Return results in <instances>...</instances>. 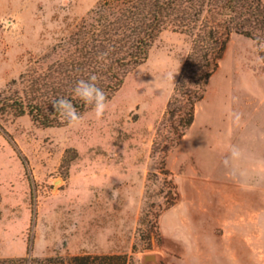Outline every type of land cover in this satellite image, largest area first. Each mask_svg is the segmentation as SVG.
<instances>
[{
    "label": "rangeland",
    "instance_id": "374dc122",
    "mask_svg": "<svg viewBox=\"0 0 264 264\" xmlns=\"http://www.w3.org/2000/svg\"><path fill=\"white\" fill-rule=\"evenodd\" d=\"M100 2L0 0V91ZM189 52L164 32L102 120L91 109L78 127L0 122V259L264 264V64L233 36L193 125L166 151L159 134ZM233 146L240 156L225 167Z\"/></svg>",
    "mask_w": 264,
    "mask_h": 264
},
{
    "label": "trees",
    "instance_id": "16d2710c",
    "mask_svg": "<svg viewBox=\"0 0 264 264\" xmlns=\"http://www.w3.org/2000/svg\"><path fill=\"white\" fill-rule=\"evenodd\" d=\"M167 31L190 43L159 134L166 151L175 148L193 125L195 107L204 99L233 36L254 43L264 41L263 0H101L68 37L0 91V122L8 116H27L43 128L68 126L55 114L53 100L69 98L85 114L92 107L75 98L73 89L79 79L95 74L98 87L110 101L127 75L148 60L155 42ZM256 47L264 64V50ZM106 51L108 56L98 59ZM0 264H128V257L39 258L28 253L2 258Z\"/></svg>",
    "mask_w": 264,
    "mask_h": 264
},
{
    "label": "clouds",
    "instance_id": "9594fccd",
    "mask_svg": "<svg viewBox=\"0 0 264 264\" xmlns=\"http://www.w3.org/2000/svg\"><path fill=\"white\" fill-rule=\"evenodd\" d=\"M260 50H264V41L257 39L255 41ZM108 56V52L100 53L98 59H103ZM98 77L95 74L88 75L87 79L81 78L76 82L73 89V95L85 105L92 107V112L97 120H102L109 110L108 97L105 92L98 87L96 81ZM52 107L55 114L62 120L66 121L69 126L78 127L84 122V114L80 113L71 99L59 97L52 101ZM238 122L240 114H232ZM240 152L236 146H233L230 154L224 160L225 167L229 166L230 161H235L239 158Z\"/></svg>",
    "mask_w": 264,
    "mask_h": 264
},
{
    "label": "water",
    "instance_id": "95a60500",
    "mask_svg": "<svg viewBox=\"0 0 264 264\" xmlns=\"http://www.w3.org/2000/svg\"><path fill=\"white\" fill-rule=\"evenodd\" d=\"M150 261H155V257L152 256V255L144 257V263H147V262H150Z\"/></svg>",
    "mask_w": 264,
    "mask_h": 264
}]
</instances>
